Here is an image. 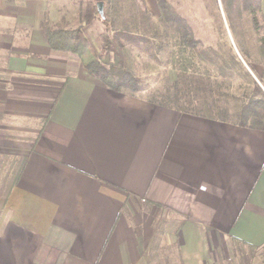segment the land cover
I'll list each match as a JSON object with an SVG mask.
<instances>
[{"label": "crops", "instance_id": "0c3cea01", "mask_svg": "<svg viewBox=\"0 0 264 264\" xmlns=\"http://www.w3.org/2000/svg\"><path fill=\"white\" fill-rule=\"evenodd\" d=\"M74 10L0 0V264H154L161 238L179 264L264 248V129L106 86L44 38Z\"/></svg>", "mask_w": 264, "mask_h": 264}, {"label": "trees", "instance_id": "16d2710c", "mask_svg": "<svg viewBox=\"0 0 264 264\" xmlns=\"http://www.w3.org/2000/svg\"><path fill=\"white\" fill-rule=\"evenodd\" d=\"M210 1L218 23L214 26L218 35L210 47L199 48L203 40L194 23L182 12V0H157L159 14L152 21L148 20L147 12L142 13L134 4L135 8L131 10L133 16L119 27L115 24L114 7L111 12L105 10L101 18L107 31L98 52L93 49L84 31L98 16L95 3H85L77 17L63 25L45 26L42 33L53 51L78 56L90 74L115 91L146 98L181 112L264 129V89L236 53L220 12L219 0ZM237 1L241 12L251 23L254 52L244 46L230 11V0L224 1L226 21L239 54L255 72V63L264 65L263 0ZM137 13L144 17L140 19ZM169 37L173 39L172 45L168 42ZM124 41L143 48L158 63L162 62L161 52L168 53L172 57L171 65L176 77L167 80L161 88L150 87L128 63ZM259 79L264 85L261 77ZM227 85L236 86L241 91L240 95H232L236 100L235 114L239 118L236 121L226 116L228 105L221 107V116L204 111L205 105L217 104V98L221 100L228 96L223 90ZM146 91L148 95L144 96Z\"/></svg>", "mask_w": 264, "mask_h": 264}, {"label": "rangeland", "instance_id": "374dc122", "mask_svg": "<svg viewBox=\"0 0 264 264\" xmlns=\"http://www.w3.org/2000/svg\"><path fill=\"white\" fill-rule=\"evenodd\" d=\"M72 9H75L76 15L80 12L79 10L85 7V3L92 2L96 5L98 2L103 1L104 3V12L105 10H109L111 12L112 6L114 7L113 16L117 21L115 24L117 27L118 25H123V22H128L130 18L133 16L131 10L135 7L140 8L142 13L147 12L150 19L148 20H156L159 14V9L157 5V0H64ZM177 1V0H175ZM225 0H219V7L220 12L224 21V24L227 28V33L229 38L232 42V45L235 48L236 53L239 55L240 59L242 60L243 65L246 69L251 73L257 83L264 89L263 83L260 81L259 77H261L262 81L264 82V65L261 63L254 64V71L250 68V66L246 63L242 56L239 54V50L235 45L234 37L231 34V31L228 27V23L225 17ZM227 1V0H226ZM229 1V0H228ZM230 11L234 17V22L237 26L238 32L244 41V46L252 52H254V42L252 38V28L251 23L247 16L241 12L238 1L237 0H230ZM135 4V7H133ZM98 8V6H97ZM182 12L194 23L195 28L198 30V35L202 38V43L199 48L210 47L214 38L218 35L214 26H218L217 19L215 14L212 12L213 8L211 5L210 0H182L181 4ZM133 11V10H132ZM137 12V11H136ZM262 12L264 14V0L262 2ZM140 19H142V14L137 13ZM102 16L98 12V16L91 22L89 26L84 28L85 34L92 45L93 49L98 52L100 47L103 45L104 42V35L106 34L107 28L104 22L102 21ZM126 22V23H127ZM151 23V22H150ZM153 23V22H152ZM170 33V32H169ZM113 34V33H112ZM172 36V33H170ZM170 45L173 43V39L169 37ZM125 43V53L128 60V63L134 69V71L145 80V83H148L151 87H163L167 80H173L176 75L175 72L172 70V57L168 55L165 51L161 52V59L162 62L158 63L153 58L149 56V54L141 47H138L134 44L129 43L128 41H124ZM172 47H169V49ZM67 53V52H66ZM225 92L228 93L227 97H222L223 99L218 100L216 99L217 104L214 103L213 105H205V112L206 114H213L217 116L222 115V108L228 105V114L226 115L230 120L236 121L239 118L236 116L235 111L236 109V100L232 97V95H240L241 91L236 86H229L223 89ZM149 91V90H148ZM148 91H146L143 95H148ZM229 103V104H228ZM234 123V122H233ZM23 129L20 132V136L23 137V140L30 137V135H34L32 132L26 131L25 127L22 126ZM29 128V127H26ZM31 133V134H30ZM133 205L135 208H139L141 206L149 207L152 203L145 202V201H135L133 199ZM130 206V204H128ZM141 205V206H140ZM153 207V206H151ZM127 208V207H126ZM131 209V208H128ZM152 209V208H151ZM148 211V217L153 218L154 225L158 227L164 228L165 221L160 219V216L157 215V211L152 213L153 211ZM141 215L144 213L139 211ZM163 238H161V242H158L159 247L161 250H154L152 255L154 264H179V261L176 259L177 256V249L178 245L171 244L168 245L167 242L164 244ZM157 245V244H156ZM226 246V247H225ZM164 249V250H163ZM163 250V251H162ZM174 255V257H173ZM160 257H162V261H160ZM165 257V259H164ZM215 264H264V248H248L243 244H226L217 246L214 253ZM171 260V261H170ZM182 264V263H181Z\"/></svg>", "mask_w": 264, "mask_h": 264}, {"label": "water", "instance_id": "95a60500", "mask_svg": "<svg viewBox=\"0 0 264 264\" xmlns=\"http://www.w3.org/2000/svg\"><path fill=\"white\" fill-rule=\"evenodd\" d=\"M97 6H98V12H99V14L102 17H104V7H103L104 6V3H103V1L98 2Z\"/></svg>", "mask_w": 264, "mask_h": 264}]
</instances>
